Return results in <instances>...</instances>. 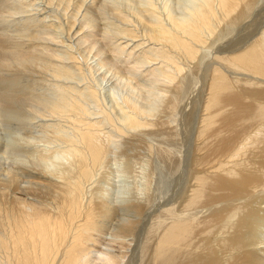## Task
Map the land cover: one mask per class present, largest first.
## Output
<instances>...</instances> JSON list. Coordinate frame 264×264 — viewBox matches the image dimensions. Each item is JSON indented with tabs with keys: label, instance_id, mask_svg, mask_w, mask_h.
I'll return each mask as SVG.
<instances>
[{
	"label": "bare ground",
	"instance_id": "6f19581e",
	"mask_svg": "<svg viewBox=\"0 0 264 264\" xmlns=\"http://www.w3.org/2000/svg\"><path fill=\"white\" fill-rule=\"evenodd\" d=\"M116 1L0 0V14H32L0 32V264H264V0H189L183 11ZM21 74L54 82L50 96L23 94ZM138 76L164 89L163 107L119 90L120 112L118 100L102 108L108 84L144 88ZM191 82L200 84L184 114L197 120L193 183L157 214L150 195L108 199L98 173L111 145L123 153L131 143L94 120L123 139L162 129L185 112ZM24 121L37 134L12 141ZM54 153L66 164L48 160Z\"/></svg>",
	"mask_w": 264,
	"mask_h": 264
},
{
	"label": "rangeland",
	"instance_id": "374dc122",
	"mask_svg": "<svg viewBox=\"0 0 264 264\" xmlns=\"http://www.w3.org/2000/svg\"><path fill=\"white\" fill-rule=\"evenodd\" d=\"M16 1H18V0H16ZM113 1H115V0H113ZM117 1H119V0H117ZM116 1V2H117ZM158 0H152V2L156 5V7H158L159 9H161V8H168V9H171V10H177L178 11V9H176V8H181V5L182 4H184V5H188V3L190 2L189 0H164V1H166V2H162L161 0H159L160 2H162L161 3V5H160V2L158 3L157 2ZM192 1V3H193V0H191ZM188 2V3H187ZM164 3V6L162 5ZM170 3V4H169ZM191 3V2H190ZM190 3H189V5H190ZM192 3H191V5H192ZM183 5V6H184ZM190 5V6H191ZM178 6H180V7H178ZM176 7V8H175ZM185 8H188L189 6H184ZM184 7H182L181 8V10L182 9H184ZM183 11V10H182ZM5 13V12H4ZM0 15H4L3 17H4V19H3V17L0 19V32H2L3 34H5V32H3V26H5V24H6V22L7 21H9V22H12V21H14L13 19L15 18L16 19V21H15V23H17V21L19 22L20 21V19H21V17L22 16H26V17H29V16H31L32 14H31V12H29V13H27V14H21V15H19V17L20 18H18V16L16 15V16H13V15H11L10 13H8L7 14V12L5 13V14H0ZM9 15V16H8ZM13 17V18H12ZM12 18V19H11ZM3 19V20H2ZM7 20V21H6ZM12 20V21H11ZM5 23V24H4ZM102 26L103 27H105L106 26V23H104L103 21H102ZM2 33H0V34H2ZM14 32H9V34H13ZM8 34V35H9ZM97 39H99L98 41H99V43L102 41V38H101V35H99L98 36V38ZM101 40V41H100ZM24 74H21V76L23 77V79L24 80H20V83L21 84H26V85H20L21 87H19L18 89L20 90L21 88L23 89V94H25V95H27V96H32V94L34 95V93L33 92H35V95H37L36 93H38L39 95H37L38 97H41V95H42V97H47L48 95L50 96V90H49V88L52 86V84L54 83V82H51V81H49L48 82V80H46V79H43V76H36V75H34V76H30L29 74H27V75H24ZM25 76H26V78H25ZM27 77H29V79L27 78ZM33 77V78H32ZM139 77V79H135L134 80V82H138V81H140V82H142V81H144L143 83H145L146 84V86L147 87H149V88H147L145 91L143 90V89H145L146 88V86H145V84H144V88H142V87H138V88H136V86L134 85V84H131L130 82V84H125L124 82H122V83H124V84H122V85H120L119 86V83L120 82H117V83H114V85H111V84H108V86L107 87H105L104 89H103V91L106 93V95L103 93V91H101V94H100V101H101V106H102V108L104 107L105 108V110H107L108 112H110L111 113V111H112V108H113V111H117L118 110V108L119 107H116V106H118L117 104H119L120 103V105H122L123 104V98L124 97H129V95L134 99V100H139L138 102L140 103V104H143L144 105V103H145V107H146V104H148V103H152V105L150 106V104L148 105L151 109H153V108H155V107H163V105H165V103L163 104V103H161L162 101H163V99H164V102L166 101L165 99H167L168 98V96L167 97H164V95L163 94H165V93H163V92H165L164 91V89H162V87L161 86H159L158 84V86L156 85V83L153 85L151 82V85H149V83L148 82H146V81H148L147 79H144L143 80V78H140V76H138ZM198 77H199V74H198ZM35 78H37V79H35ZM34 79V80H33ZM39 79V80H38ZM42 79H43V81H42ZM37 80V81H36ZM46 80V81H45ZM39 81V82H38ZM41 82H46L47 84H44V83H41ZM49 83V84H48ZM139 83V82H138ZM191 83H193V84H191ZM191 83H189V85L187 86L188 88H186V90L187 89H189V91L188 92H186L185 91V94H187V95H185L184 94V100H183V102H182V107L181 108H183L184 109V113H178L176 116H177V120H176V124L174 123V121H173V119H170V123H171V125H173V127L176 125V127H170L171 125H170V123L167 125V126H165L164 128H162V129H164V130H162L161 128H158V127H146V128H143L144 130H146V131H144L143 129H141V130H137L138 131V135L137 134H133V132L135 131H133L132 132V134H131V137L130 138H122V136H120L117 132H114L112 129V127L110 126V124H108V122H107V125H106V120H104V118H102L101 116H97V117H100V119L98 120V119H95L94 120V122H103V123H100V124H102V126L103 125H105L103 128L105 129V131H109L110 132V130H111V134L114 136V140L115 141H119V142H121V143H131V145H133V147H131V145H130V147L128 146V148H126V146H124L122 149L124 150L123 151V153H121V148L119 149V150H117V147H116V145L115 144H113V145H115V147L113 146L112 147V145H111V156L108 158V161L106 162V165H104V169H102L101 170V172H99L98 173V176H97V179H98V181H100V182H98L97 181V183L94 185V187L97 189V188H100V190H104L105 191V194L107 193V198L109 199H111V200H113V201H115V199L119 196L120 197V195H121V197L122 198H128V197H134V196H137V197H142V198H145V197H147L148 195H150L151 196V198H153V203H154V209L155 210H153V212H154V214H157L158 212V208H159V206H161V204L163 203V202H166V201H172V199L173 198H175V195L177 196V194H180L182 191H184L185 190V188L186 187H188L189 185H191L192 183H193V175L195 174V172H193V171H195V164H193V161H194V159H195V156L196 155H198L199 154V152H197V146L199 145V141H198V138H197V134H196V129H197V127H196V125H195V123H196V121L197 120H188L186 117L184 118V114L185 113H187L189 110H190V108H191V106H190V108H189V103H190V100L192 101V99L194 100V101H196V100H198V98H199V95H200V84H199V82H198V84H195L196 82H191ZM44 84V86L45 85H47V86H42ZM116 84V85H115ZM121 84V83H120ZM159 84H161V83H159ZM195 84V85H194ZM30 86V87H27V86ZM36 85H40L42 88H40V86L37 88V86ZM76 85V84H75ZM126 85V86H125ZM131 87H130V86ZM152 85L154 86V88H155V86H156V88L155 89H153V87H152ZM191 85V86H190ZM193 85V86H192ZM197 85V86H196ZM49 86V87H48ZM78 86V85H77ZM114 86H117L118 87V89H117V87H114ZM125 86V87H124ZM132 86H135V88H133L132 89ZM195 86V87H194ZM36 87V88H35ZM46 87H48L47 88V90H45L46 89ZM121 89H120V88ZM127 87H128V89H127ZM190 87V88H189ZM197 87V88H196ZM26 88V89H25ZM31 89L30 91L28 90V89ZM40 88V89H39ZM45 88V89H44ZM114 88H116V89H114ZM122 88H124V89H122ZM159 88V89H158ZM193 88V89H192ZM17 89V91H19ZM25 89V90H24ZM36 89V90H35ZM108 89V90H107ZM109 89H110V91H109ZM138 89V90H137ZM191 89H192V91H191ZM41 90H42V92H41ZM119 90H121L122 91V93L123 94H129L130 92V94L129 95H124V97H123V95H122V93L119 91ZM135 90H137V91H139L140 92V94H139V92H136ZM161 90V91H160ZM163 90V91H162ZM199 90V91H198ZM22 91V90H21ZM29 92V93H27V92ZM37 91V92H36ZM45 91H46V93H45ZM126 91V92H125ZM134 91V92H133ZM31 92V93H30ZM109 92H111L110 94L111 95H109ZM113 92H115V93H117V94H115V93H113ZM161 92H162V95H163V99L162 98H160L161 96ZM42 93V94H41ZM46 94V96H45V94ZM112 93H113V95H114V97H113V101L112 100H108V98L109 99H112ZM133 93V94H132ZM154 93V94H153ZM192 93H194V96H193V94L191 95ZM197 93L199 94V95H197ZM29 94V95H28ZM31 94V95H30ZM41 94V95H40ZM121 94V95H120ZM44 95V96H43ZM119 95V96H118ZM152 95L153 96H156L157 95V98L155 99V100H158V101H156V103H155V100L154 101H152L154 98L152 97ZM166 95V94H165ZM192 96V99H189V101L187 100L188 98H190V96ZM195 95H197L196 97H195ZM107 96V97H106ZM111 96V97H110ZM136 96V97H135ZM142 96H144L143 98H142ZM102 97H104V101L105 102H107L106 104H104V101L102 100ZM123 97V98H122ZM136 99H135V98ZM148 97H149V99H148ZM195 97V98H194ZM106 99V100H105ZM114 99H115V101H114ZM142 99H144V100H146V99H148V100H146V101H143ZM159 99H162V100H159ZM116 100H118V103H115L114 104V106L112 105V106H110L112 103H114V102H117ZM121 100H122V103H121ZM168 100V99H167ZM186 100H187V102H189V103H187L186 104ZM103 101V102H102ZM143 101V102H142ZM147 101H148V103H147ZM110 102H112L111 104H110ZM153 102H154V104H153ZM167 102V101H166ZM160 103H161V105H160ZM184 103H185V105H184ZM192 104L191 105H193V101L191 102ZM96 104V103H95ZM93 105V104H92ZM156 105H159V106H156ZM184 105V106H183ZM94 106V105H93ZM93 106H90V108H92V109H90L91 110V112L90 113H98L99 112V110L98 109H96V105L93 107ZM110 106V107H109ZM186 106H188V107H186ZM108 107H109V109H108ZM149 107H146V108H148V109H150ZM186 107V108H185ZM103 108V109H104ZM117 108V109H116ZM189 108V110H187ZM27 109V108H26ZM114 109H116V110H114ZM119 111V110H118ZM118 111H117V113H118ZM120 112V111H119ZM114 112H112V115L114 116V114H113ZM115 114V116L116 117H118L119 116V114ZM181 114V115H180ZM100 115V114H99ZM121 115V114H120ZM182 117V119H180L181 117ZM96 116L94 117V118H97ZM171 118H173V117H171ZM175 118V117H174ZM103 119V120H102ZM150 119L151 120H155L156 119V117L155 118H153V117H151L150 116ZM176 119V118H175ZM44 120H47V121H44ZM105 121V122H104ZM182 121H185V122H183L182 123ZM187 121V122H186ZM189 121V122H188ZM33 122V121H32ZM32 122H28V121H24V123L21 125V126H23L24 124L26 125L25 126V129H26V131L25 130H21V131H19V132H16L15 133V131H14V133H13V136H12V138H11V140L12 141H15V140H18L19 139V137L20 136H28V135H31L32 133L33 134H37L36 133V131H34V132H30L31 130H33V129H29L30 127H29V123H32ZM43 122H51L48 118L47 119H43V120H41V119H38L37 120V123L35 122V124H33V125H30V126H32V127H36L37 126V128H35V129H37V130H40L41 129V127H38V126H40V124H42ZM172 122H173V124H172ZM181 122V123H180ZM180 123V124H179ZM190 123H192V125L190 124ZM179 125V126H178ZM184 125V126H183ZM167 127V128H166ZM15 128H16V126H15ZM152 128H155V130L154 129H152ZM172 129V130H168L167 131V129ZM108 129H110V130H108ZM176 129V130H175ZM177 129H178V131H177ZM13 130V129H12ZM15 130V129H14ZM175 130V131H174ZM195 130V131H194ZM27 131H29V132H27ZM132 131V130H131ZM131 131H129V132H131ZM137 131H135V132H137ZM140 131H142L143 133H147V135H145V136H148V137H144V135H142V136H140L141 134H142V132H140ZM165 131H167L166 133H165ZM21 132V133H20ZM134 132V133H135ZM148 132L150 133V135L148 134ZM157 132H158V134H157ZM169 132H170V135H169ZM177 132V133H176ZM26 133V134H25ZM29 133V134H28ZM155 133V134H154ZM1 134H3V133H1ZM157 134V135H156ZM171 134H173V135H171ZM179 134V136H175V135H178ZM196 134V135H195ZM137 135V136H136ZM23 136V137H24ZM139 136V137H138ZM166 136H170L169 138L168 137H166ZM117 137V138H116ZM139 138V139H138ZM172 139V140H171ZM175 139V140H174ZM155 141V142H154ZM136 142V143H135ZM157 142V143H156ZM162 142H163V144H162ZM166 142V143H165ZM198 142V143H197ZM154 144V146H155V148H153V149H155L154 150V153H155V155H154V153H153V151H150L151 153H148L149 152V150H151V148L149 149L148 147H150L151 145H153ZM160 144V145H159ZM162 146V147H161ZM168 146V147H167ZM166 149H165V148ZM26 148L28 149V148H31L32 149V153L31 154H29V156H28V158H32V156L33 155H36L35 154V149H34V147H33V145H31V146H28V145H26ZM113 148H114V150H113ZM156 148L157 149H161V148H163V149H161L160 151L159 150H156ZM149 149V150H148ZM168 149L169 150H171V153H170V158H169V151H168ZM125 151H126V153H125ZM158 151H159V153H161L162 151H164V153H166V154H164L163 152L161 153V154H163V155H161V154H157L158 153ZM174 151V152H173ZM115 152V153H114ZM113 153V154H112ZM136 153V154H135ZM173 153V154H172ZM117 154V155H116ZM122 154V155H121ZM133 154H134V156H133ZM158 155V156H157ZM167 155V156H166ZM175 155V156H174ZM189 155V156H188ZM39 155H36L35 156V158H37ZM159 156H162V158L160 157L159 158ZM174 158H173V157ZM163 157H168L169 159H167V158H163ZM39 158V157H38ZM112 158V159H111ZM172 158V159H171ZM182 158V159H181ZM167 163V161H168V163L166 164V163H164V161ZM166 159V160H165ZM170 159L172 160L171 162H169L170 161ZM48 160H51L52 162H55V164L56 165H63V164H66V160L64 159V157L62 156V154L61 153H54L53 155L51 154V155H49V159ZM161 160V161H160ZM188 162H187V161ZM173 161H175V162H173ZM186 163H185V162ZM192 161V162H191ZM178 162H180L179 164H178ZM171 164V165H170ZM180 164H182V165H180ZM186 165V166H185ZM192 167H191V166ZM107 167V168H106ZM180 167V168H179ZM182 168H183V171H180V170H182ZM172 169V170H171ZM192 170V171H191ZM106 171V172H105ZM179 172V173H178ZM191 172H193L192 174H191ZM173 173V174H172ZM175 174V175H174ZM197 174H198V172H197ZM171 175V176H170ZM173 176V177H172ZM191 176V177H190ZM112 179V180H111ZM181 180V181H180ZM179 182H180V184H179ZM100 184V185H99ZM102 184V185H101ZM166 184V185H165ZM188 184V185H187ZM98 185V186H97ZM181 185V186H180ZM184 185V186H183ZM122 189V190H121ZM184 189V190H183ZM120 190H121V192H120ZM140 190H141V193H140ZM143 190V191H142ZM151 191V192H150ZM122 192H124V193H122ZM170 192V193H169ZM180 192V193H179ZM125 195H126V197H125ZM174 195V196H173ZM113 196V197H112ZM164 196V197H163ZM168 196V197H167ZM163 197V198H162ZM172 197V198H171ZM170 198V199H169ZM156 199V200H155ZM158 203H157V202ZM161 201H163V202H161ZM157 203V204H156ZM167 204V203H166Z\"/></svg>",
	"mask_w": 264,
	"mask_h": 264
}]
</instances>
